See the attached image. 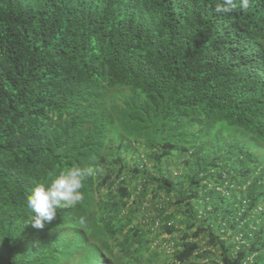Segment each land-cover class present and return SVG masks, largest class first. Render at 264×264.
<instances>
[{
    "label": "trees",
    "instance_id": "obj_1",
    "mask_svg": "<svg viewBox=\"0 0 264 264\" xmlns=\"http://www.w3.org/2000/svg\"><path fill=\"white\" fill-rule=\"evenodd\" d=\"M220 3L0 0V264H264V0Z\"/></svg>",
    "mask_w": 264,
    "mask_h": 264
},
{
    "label": "clouds",
    "instance_id": "obj_2",
    "mask_svg": "<svg viewBox=\"0 0 264 264\" xmlns=\"http://www.w3.org/2000/svg\"><path fill=\"white\" fill-rule=\"evenodd\" d=\"M242 2L246 5L248 0ZM236 7V0H221L216 11L226 13ZM93 174L94 169L91 167L72 166L60 171L50 180L35 184L27 197V206L34 214V227L43 228L45 222H50L57 216L58 209L76 207L82 202L84 183Z\"/></svg>",
    "mask_w": 264,
    "mask_h": 264
},
{
    "label": "rangeland",
    "instance_id": "obj_3",
    "mask_svg": "<svg viewBox=\"0 0 264 264\" xmlns=\"http://www.w3.org/2000/svg\"><path fill=\"white\" fill-rule=\"evenodd\" d=\"M140 152H143V151H140ZM161 236H162V237H164L165 235H164V234H162ZM163 240H164L165 242L167 241V239H163ZM157 251H159V252H160L161 250H158V249H157Z\"/></svg>",
    "mask_w": 264,
    "mask_h": 264
}]
</instances>
